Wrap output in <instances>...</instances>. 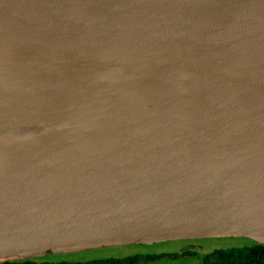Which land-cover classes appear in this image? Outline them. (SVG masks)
<instances>
[{
	"label": "water",
	"instance_id": "obj_1",
	"mask_svg": "<svg viewBox=\"0 0 264 264\" xmlns=\"http://www.w3.org/2000/svg\"><path fill=\"white\" fill-rule=\"evenodd\" d=\"M242 235L264 0H0V261Z\"/></svg>",
	"mask_w": 264,
	"mask_h": 264
},
{
	"label": "rangeland",
	"instance_id": "obj_2",
	"mask_svg": "<svg viewBox=\"0 0 264 264\" xmlns=\"http://www.w3.org/2000/svg\"><path fill=\"white\" fill-rule=\"evenodd\" d=\"M258 241L251 238H216V239H199L183 240L155 243L150 245H135L127 247H108L99 249H86L72 251L67 253L46 254L41 257L33 258L35 260H79L85 262L91 259L103 258H126L133 255H158L180 253L187 250L186 247L195 248L190 256H178L176 259L161 257L151 262L142 264H199L202 258L209 255L214 250L241 248L257 245ZM56 262V261H54Z\"/></svg>",
	"mask_w": 264,
	"mask_h": 264
},
{
	"label": "trees",
	"instance_id": "obj_3",
	"mask_svg": "<svg viewBox=\"0 0 264 264\" xmlns=\"http://www.w3.org/2000/svg\"><path fill=\"white\" fill-rule=\"evenodd\" d=\"M192 251L183 250L179 254H158V255H133L123 259L104 258L91 260L87 262L66 263V262H49V261H0V264H142L151 262L161 257L176 259L178 256H190ZM142 262V263H141ZM199 264H264V245H254L241 248H229L214 250L209 255L202 258Z\"/></svg>",
	"mask_w": 264,
	"mask_h": 264
},
{
	"label": "bare ground",
	"instance_id": "obj_4",
	"mask_svg": "<svg viewBox=\"0 0 264 264\" xmlns=\"http://www.w3.org/2000/svg\"><path fill=\"white\" fill-rule=\"evenodd\" d=\"M21 134H23V133L13 132V133L7 134L6 136L9 139V138H13L16 135H21ZM218 238H251V239L257 240L258 243H259V242L264 240V235H258V236H255V235H242V236H228V237H218ZM210 239H216V238H210ZM132 245L135 246L134 244H125V245L112 246V247H127V246H132ZM103 248H108V247H103ZM97 249H99V248H97Z\"/></svg>",
	"mask_w": 264,
	"mask_h": 264
},
{
	"label": "flooded vegetation",
	"instance_id": "obj_5",
	"mask_svg": "<svg viewBox=\"0 0 264 264\" xmlns=\"http://www.w3.org/2000/svg\"><path fill=\"white\" fill-rule=\"evenodd\" d=\"M108 258H110V257H108ZM104 259V258H103ZM23 260H31V261H35V262H39V261H49V262H54V261H56V263H58V262H61V261H63V262H66V263H77V262H81V261H79V260H74V261H66V260H44V259H40V260H35V259H33V258H29V259H22V260H9V261H23ZM91 260H98V259H91ZM91 260H88V261H91ZM85 262H87V261H85Z\"/></svg>",
	"mask_w": 264,
	"mask_h": 264
}]
</instances>
